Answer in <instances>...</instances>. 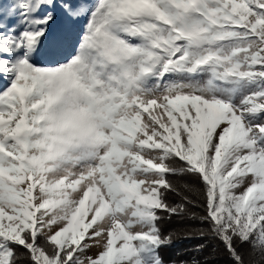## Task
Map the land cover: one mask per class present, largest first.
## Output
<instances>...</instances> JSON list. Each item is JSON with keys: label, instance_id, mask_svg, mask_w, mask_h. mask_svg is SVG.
<instances>
[{"label": "snow or ice", "instance_id": "snow-or-ice-1", "mask_svg": "<svg viewBox=\"0 0 264 264\" xmlns=\"http://www.w3.org/2000/svg\"><path fill=\"white\" fill-rule=\"evenodd\" d=\"M178 240L264 264V0H0V264Z\"/></svg>", "mask_w": 264, "mask_h": 264}, {"label": "trees", "instance_id": "trees-1", "mask_svg": "<svg viewBox=\"0 0 264 264\" xmlns=\"http://www.w3.org/2000/svg\"><path fill=\"white\" fill-rule=\"evenodd\" d=\"M162 230L167 234L169 231L182 226L178 217L173 216L171 219H164L161 222ZM197 240H178L173 246L162 249V256L166 264H171V261L191 260L192 258H200L203 260L205 256L208 258V264H228L227 254L222 246H219L217 251L212 248L208 249L207 253L200 254L195 251ZM21 264H27V261H22Z\"/></svg>", "mask_w": 264, "mask_h": 264}, {"label": "rangeland", "instance_id": "rangeland-1", "mask_svg": "<svg viewBox=\"0 0 264 264\" xmlns=\"http://www.w3.org/2000/svg\"><path fill=\"white\" fill-rule=\"evenodd\" d=\"M97 250L95 248L92 249V253L91 254H95Z\"/></svg>", "mask_w": 264, "mask_h": 264}]
</instances>
